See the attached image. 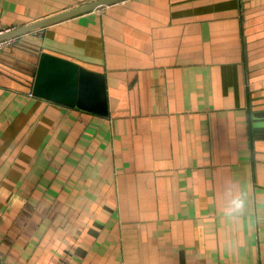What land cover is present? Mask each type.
<instances>
[{"label":"crops","instance_id":"obj_1","mask_svg":"<svg viewBox=\"0 0 264 264\" xmlns=\"http://www.w3.org/2000/svg\"><path fill=\"white\" fill-rule=\"evenodd\" d=\"M91 1L0 0V29ZM41 52L87 99L34 94ZM0 262L264 264V0H122L0 50Z\"/></svg>","mask_w":264,"mask_h":264},{"label":"water","instance_id":"obj_2","mask_svg":"<svg viewBox=\"0 0 264 264\" xmlns=\"http://www.w3.org/2000/svg\"><path fill=\"white\" fill-rule=\"evenodd\" d=\"M119 1L122 0H93L71 10L50 16L19 28H15L11 32L1 35L0 40L12 36L24 35L65 19L72 18L93 10L101 9L109 4ZM37 55L39 60L36 73H32V76H34L33 78L31 77V81H33L32 86L34 94H43L56 101L65 100V104L74 106H76L78 101L87 99V96L84 93L86 90V92L91 90L90 87L92 84L89 82L87 77H90L92 72L72 60L56 56L48 52L37 53ZM64 85H68L69 88L67 100L65 96L60 98V96L57 94V88H60ZM93 85L96 86L95 83H93Z\"/></svg>","mask_w":264,"mask_h":264},{"label":"clouds","instance_id":"obj_3","mask_svg":"<svg viewBox=\"0 0 264 264\" xmlns=\"http://www.w3.org/2000/svg\"><path fill=\"white\" fill-rule=\"evenodd\" d=\"M244 203L245 201L243 195L237 194L231 199L228 207L225 209L226 214L233 215L242 212L244 208Z\"/></svg>","mask_w":264,"mask_h":264},{"label":"built area","instance_id":"obj_4","mask_svg":"<svg viewBox=\"0 0 264 264\" xmlns=\"http://www.w3.org/2000/svg\"><path fill=\"white\" fill-rule=\"evenodd\" d=\"M16 27H5V28H1L0 29V36L4 35L6 33L11 32L12 30H14ZM22 37V35H18V36H12L3 40H0V50L15 44L19 41V39ZM0 264H3L2 262H0Z\"/></svg>","mask_w":264,"mask_h":264}]
</instances>
